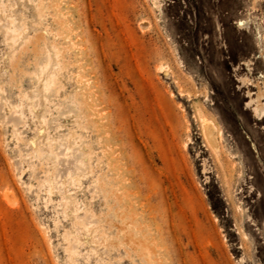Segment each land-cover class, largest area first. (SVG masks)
I'll return each instance as SVG.
<instances>
[{"label": "rangeland", "instance_id": "1", "mask_svg": "<svg viewBox=\"0 0 264 264\" xmlns=\"http://www.w3.org/2000/svg\"><path fill=\"white\" fill-rule=\"evenodd\" d=\"M0 264H264V0H0Z\"/></svg>", "mask_w": 264, "mask_h": 264}, {"label": "bare ground", "instance_id": "2", "mask_svg": "<svg viewBox=\"0 0 264 264\" xmlns=\"http://www.w3.org/2000/svg\"><path fill=\"white\" fill-rule=\"evenodd\" d=\"M14 17H13V22H12V25L14 26V27H16V28H19V26H20V24H19V16H18V14L16 13V12H14ZM3 25H8L9 24V22H8V19L7 18H5L4 20H3V23H2ZM2 25V27H4ZM45 73V72H44ZM43 82L45 83V84H47V85H49L50 83H51V78L48 76V77H46L45 78V80H44V78H43ZM42 82V83H43ZM253 112H254V114H255V116H257V117H262V115H263V111L261 110V109H259L258 108V110L257 109H255L254 107H252V109H251ZM206 123V122H205ZM216 129H217V127L215 126V125H213V124H211V123H206V124H204L203 125V131H204V137H205V139H206V141H207V143H208V145L212 148V149H214V150H216V149H218L219 148V143H218V141H217V133H216ZM214 130H215V132H214ZM215 133H216V135H215ZM221 133V132H220ZM216 136V137H215ZM35 145V144H34ZM38 147V146H37ZM39 150V149H38ZM37 150V153H40L39 151ZM47 150V149H46ZM45 150V151H46ZM48 151V150H47ZM218 151V150H217ZM35 152H36V146H35ZM47 153V152H46ZM50 153V151L48 152V154ZM71 196L72 195H69V197L68 198H70L71 199ZM73 200H74V198H73ZM73 200L71 201V203L73 202ZM70 204V203H69Z\"/></svg>", "mask_w": 264, "mask_h": 264}]
</instances>
